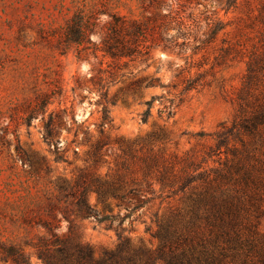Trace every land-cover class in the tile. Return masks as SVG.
Wrapping results in <instances>:
<instances>
[{
	"label": "rangeland",
	"instance_id": "374dc122",
	"mask_svg": "<svg viewBox=\"0 0 264 264\" xmlns=\"http://www.w3.org/2000/svg\"><path fill=\"white\" fill-rule=\"evenodd\" d=\"M81 13L97 19L92 35L97 45L107 32L109 15L118 14L155 18L147 45L166 43L163 34L168 40L177 36L187 47L173 53L150 48L136 59L116 61L102 53L95 58L82 52L79 58L76 47L62 54L58 47L63 30ZM217 23L220 30L206 41ZM254 54L264 57V0H0V242L20 248L32 264H42L33 243L46 234L50 182L74 180L89 166L88 152L100 137L98 125L107 107L113 122L106 132L112 144L97 174L105 177L116 169L121 140L137 151L138 159L130 161L137 182L145 178L140 158H157L158 166L147 176L156 193L148 195L152 200L138 221L125 224L124 233L134 244L142 240L156 246L151 237L157 228L155 214L168 216L186 203L182 192L160 195L159 171L169 167L179 172L185 159L193 157L206 162L193 172L197 175L232 157L229 148L244 150L241 141L230 136L219 155L207 157L215 147L209 135L231 127L237 116V95ZM194 78L200 79L199 88L185 91L187 80ZM146 79L160 82L146 88ZM136 81L141 83L135 90L131 84ZM152 97L144 122L145 103ZM50 124L52 142L47 137ZM243 139L251 153L248 165L263 179L258 189L262 213L252 217L246 235L264 236V143ZM61 150L64 161H58ZM193 186L202 189L204 184ZM88 202L100 216L119 211L112 198L100 202L90 194ZM72 220L74 235L97 252L117 246L116 231L94 218L74 215ZM68 227L63 220L59 233ZM253 261L259 263V258ZM0 264L13 263L0 257Z\"/></svg>",
	"mask_w": 264,
	"mask_h": 264
},
{
	"label": "trees",
	"instance_id": "16d2710c",
	"mask_svg": "<svg viewBox=\"0 0 264 264\" xmlns=\"http://www.w3.org/2000/svg\"><path fill=\"white\" fill-rule=\"evenodd\" d=\"M107 32L101 44L92 41L95 33L96 18L84 13L75 15L65 26L60 46L62 54L76 47L79 58L82 52L98 57V53L114 61L136 59L147 54L150 48H161L162 51L173 53L177 48L185 50L187 44H179L177 36L168 40L161 34L166 43L147 45L146 37L154 29L155 18L142 16L141 19H130L118 14L109 15ZM164 17V16H163ZM217 23L208 34L214 38L220 30ZM169 42V43H168ZM204 43V42H203ZM197 49V47H195ZM264 57L252 55L247 63L246 74L237 95L238 112L231 127L223 132L210 134L215 147L207 153V157L219 155L223 146L229 145V137L240 140L244 150L231 149L232 157H227L220 167L203 171L194 175L202 168L204 162L193 157L185 159L179 172L163 167L159 171L157 182L160 195L166 190L182 192L186 195L185 206L172 210L168 216L160 218L157 214L153 222L156 230L151 237L157 245H147L142 240L134 244L131 237L124 235L125 224H132L140 218L143 210L152 200L148 195H155L153 183L147 176L158 166L157 158L143 156L140 158L145 178L137 182L133 178L131 160L138 159L136 150L129 143L121 140L118 143L122 151L121 159L116 162V169H110L105 177L97 174V168L103 164L111 140L107 134L113 120L110 110L103 109L101 122L98 125L100 137L91 143L88 152L89 166L79 172L74 180L59 178L50 182L48 189V212L50 222L43 224L46 234L39 236L33 243L36 255L42 264H264V236L246 235L251 232L252 217L261 216V196L258 189L263 179L248 165L251 153L245 148L243 137L253 142L264 143ZM96 77H92L95 79ZM200 79H188L185 91L198 89ZM145 87L159 85V79H146ZM140 81L133 82L131 88H139ZM259 92H256L260 89ZM256 92V93H255ZM155 97L147 101V110L143 113V121H147ZM48 102V101H47ZM49 104V102H48ZM52 125L47 129V137L53 140ZM199 136H202L199 135ZM144 146L141 147L143 149ZM58 157L64 161L65 151ZM243 154H247L245 157ZM254 158V157H252ZM216 162V161H214ZM196 182L204 184L202 189L193 186ZM96 194L98 201L104 202L112 198L117 202V214H100L91 207L88 196ZM94 218L99 224L117 233L118 244L115 248H103L97 252L89 244L84 243L78 235H74L73 216ZM69 223L66 233H59L61 223ZM150 231V228H147ZM0 257L3 261L13 264H32L30 257L20 248L0 242ZM259 258V263L253 261Z\"/></svg>",
	"mask_w": 264,
	"mask_h": 264
}]
</instances>
